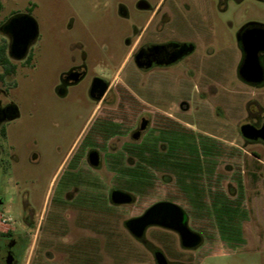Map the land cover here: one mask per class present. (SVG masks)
Returning <instances> with one entry per match:
<instances>
[{
	"label": "flooded vegetation",
	"instance_id": "1",
	"mask_svg": "<svg viewBox=\"0 0 264 264\" xmlns=\"http://www.w3.org/2000/svg\"><path fill=\"white\" fill-rule=\"evenodd\" d=\"M47 1V105L60 110L64 117L75 118L57 134L68 142V149L64 152L59 148L54 168L45 178L40 173L31 176L17 170L22 158L13 144L7 151L2 149L0 174H11L26 193L17 198V220L7 212L5 201L0 200V212H6V223L13 224L7 230L0 229V264L24 261L41 215L30 188L44 186L48 187V195L51 190L45 202L48 261L54 262L55 254H60L61 264H100L99 215L105 206L111 212V207L122 205L113 201V192H126L111 187L102 207L105 147L109 153L119 152L118 146L105 143L163 139L164 126L177 124L180 111L191 109L194 93L207 99V93L220 86L213 82L211 63L212 45L220 40L216 26L229 24L224 21V13L245 2L264 6V0ZM34 11L33 6L22 10L0 0V129L6 130L5 140L10 137L18 112L16 104L9 100L11 90L17 86L15 78L27 76V68L35 69L41 53V26ZM22 16L35 20L36 32L30 34L27 21L15 22ZM235 40L242 55L238 67L241 81L264 87V23H245L236 31ZM246 45L250 50L257 49L258 66L263 72L259 83L246 82L241 76L248 56ZM2 81H7L9 87H2ZM179 92L185 93L187 99H181ZM248 116L245 124L262 127V117H254L251 112ZM245 141L264 144L261 139ZM94 156L99 157L97 165ZM36 157L33 153L26 162L34 164ZM61 176L60 189L55 192ZM173 217L177 225L178 219ZM39 227L40 222L37 232ZM186 227L200 237L197 244H185L176 230L159 223L148 225L143 235L135 238L148 249L156 264H186L170 260L148 236L153 228L174 233L194 260L205 239L190 226L188 215Z\"/></svg>",
	"mask_w": 264,
	"mask_h": 264
},
{
	"label": "rangeland",
	"instance_id": "2",
	"mask_svg": "<svg viewBox=\"0 0 264 264\" xmlns=\"http://www.w3.org/2000/svg\"><path fill=\"white\" fill-rule=\"evenodd\" d=\"M47 3L7 0V4L22 10L35 8L41 26V53L35 69L27 68V76L15 78L17 86L11 90L9 100L16 104L18 112L9 139L3 140L0 147L1 159L2 149L7 151L13 144L22 158L17 170L31 176L40 173L43 178L53 170L59 148L64 152L68 149V142L57 134L75 118L64 117L60 110L47 105ZM224 21L229 24L216 26L220 40L212 45L211 74L213 82L220 86L207 93V99L194 93L191 109L180 111L177 124L165 125L163 139L158 142L149 138L148 142L105 143L118 146L119 152L109 153L105 147L100 185L102 207L111 187L131 193L135 201L111 207V212L109 206L101 211L100 264H156L125 223L159 201H172L182 207L190 226L205 239L192 260L177 235L164 228L150 229L149 238L170 260L186 264H264V144H248L241 134L249 112L264 119V87L241 81L238 67L242 55L235 40L236 31L245 23H264V6L245 2L238 8L230 7L224 13ZM7 81H2V87H9ZM178 95L187 99L183 92ZM33 153L37 155L35 163L26 162ZM61 180L62 176L55 192L60 189ZM30 190L41 213L40 232L37 226L22 264H61L60 254L49 262L45 253V202L49 201L51 190L49 195L47 186ZM25 193V187H18L11 174H0V200L5 201L4 207L13 220L18 218L17 198ZM0 214L1 219L9 217L6 212ZM12 226V222H0L1 230Z\"/></svg>",
	"mask_w": 264,
	"mask_h": 264
},
{
	"label": "water",
	"instance_id": "3",
	"mask_svg": "<svg viewBox=\"0 0 264 264\" xmlns=\"http://www.w3.org/2000/svg\"><path fill=\"white\" fill-rule=\"evenodd\" d=\"M17 21H27L30 34L37 30L36 22L29 16H22L17 18ZM248 56L241 70L242 78L249 83H259L263 80V72L258 66L257 49L250 50L246 45ZM241 133L245 139L256 141L261 139L264 141V123L261 128H257L252 124H244L241 126ZM93 162L95 165L99 162V157L94 156ZM112 199L117 204H130L133 202L134 196L131 193L117 190L113 192ZM173 216L178 219V224L173 222ZM172 218V219H170ZM168 220H171L169 222ZM187 214L179 205L168 202L160 201L151 206L144 215L139 217L130 218L125 226L134 237H141L150 224L159 223L168 228L176 230L181 236L183 242L187 245L197 244L200 240L198 235H193L186 227Z\"/></svg>",
	"mask_w": 264,
	"mask_h": 264
},
{
	"label": "trees",
	"instance_id": "4",
	"mask_svg": "<svg viewBox=\"0 0 264 264\" xmlns=\"http://www.w3.org/2000/svg\"><path fill=\"white\" fill-rule=\"evenodd\" d=\"M6 139V130L3 128V129H0V146L2 144V141Z\"/></svg>",
	"mask_w": 264,
	"mask_h": 264
},
{
	"label": "built area",
	"instance_id": "5",
	"mask_svg": "<svg viewBox=\"0 0 264 264\" xmlns=\"http://www.w3.org/2000/svg\"><path fill=\"white\" fill-rule=\"evenodd\" d=\"M0 222L1 223H6L5 219H1V217H0Z\"/></svg>",
	"mask_w": 264,
	"mask_h": 264
}]
</instances>
